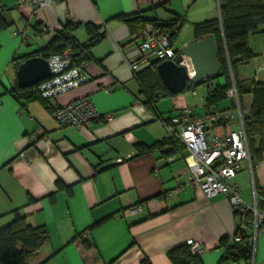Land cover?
<instances>
[{"label":"crops","instance_id":"0c3cea01","mask_svg":"<svg viewBox=\"0 0 264 264\" xmlns=\"http://www.w3.org/2000/svg\"><path fill=\"white\" fill-rule=\"evenodd\" d=\"M0 6V228L16 214L31 226L45 227L46 245L30 264H141L143 258L172 264L167 252L188 239L202 244L201 264L264 260V225L257 229L251 256L232 258L237 221L229 202L222 194L206 198L189 184L190 154L178 141L180 147L166 153V131L155 119L186 110L205 115L214 108L230 109L232 101L225 96L207 107L208 90L198 84L196 94L185 87L147 107L122 52L136 35L126 18L166 23L180 17L172 42L179 50L196 39V24L219 20V0H55L40 8L28 1L0 0ZM66 25L79 44L92 37L87 25L102 34L90 48L88 79L50 99L15 97L10 93L18 87L13 60L44 48ZM259 34L264 41V33ZM248 45L255 56L238 65L235 76L244 83L264 81V69L257 71L264 66V45ZM229 79L231 72L214 82L224 85ZM86 96L109 118L83 127L55 121V107ZM240 104L247 113L250 93L241 96ZM236 121L209 133L235 130ZM36 131L42 134L30 143L29 135ZM138 145L147 149L140 151ZM234 182L243 201L252 204L257 190L264 189V152L254 167L246 164L238 171ZM178 185L180 192L168 198L165 193ZM140 202L142 211L128 212Z\"/></svg>","mask_w":264,"mask_h":264},{"label":"built area","instance_id":"2783aa9c","mask_svg":"<svg viewBox=\"0 0 264 264\" xmlns=\"http://www.w3.org/2000/svg\"><path fill=\"white\" fill-rule=\"evenodd\" d=\"M28 1L32 7L40 8L50 6L55 0H18L22 5ZM4 10L0 6V11ZM21 40L26 36L18 33ZM125 60L134 74L148 67L153 60H174L177 64L186 67V88L196 94V87L202 84L208 93L214 92L215 82L212 77L203 78L199 83L192 77L194 69L189 57L180 50H175L170 41L169 34L164 32L154 22H145L141 30L122 47ZM50 69V76L35 84L36 92L44 99H50L64 93L88 79L86 67L89 60L77 61L71 46L64 48L60 53L50 54L46 57ZM264 69L259 66L258 70ZM225 96L232 101L230 109L214 108L205 115H196L186 110L181 114L170 116L167 119L155 117L164 126L166 138L164 142L175 140L180 142L190 154V160L186 162L189 172V184L193 188L201 190L206 198L218 194L225 196L237 221L240 233L234 235V241L242 240L246 229H250L249 239L246 244L251 245L255 239L257 229L264 225V212L257 208V198L252 204L243 201L239 195L234 178L246 164L252 166V155L248 145V138L244 128L243 112L238 98L234 81L225 90ZM139 104V101H135ZM55 121L60 126L83 127L92 120L109 118L94 106L90 97H81L66 104L55 107L53 111ZM233 118L237 119L239 127L235 130H227L223 134L209 133V129L215 126H226ZM41 131L29 135L30 143H34L41 136ZM182 189V185L169 190L165 195L170 198ZM144 203L132 205L129 213L142 211ZM251 214V219H248ZM86 231L84 234H87ZM189 251L194 255H200L203 251L201 243L186 240ZM259 264H264V260Z\"/></svg>","mask_w":264,"mask_h":264},{"label":"trees","instance_id":"16d2710c","mask_svg":"<svg viewBox=\"0 0 264 264\" xmlns=\"http://www.w3.org/2000/svg\"><path fill=\"white\" fill-rule=\"evenodd\" d=\"M125 21L133 34H137L145 22H154L169 34L171 42L182 23L180 17H174L166 23L142 19L140 16L126 18ZM263 25L264 0H219V20L206 21L194 26L196 39L211 36L218 47L217 58L220 62V70L212 78L231 72L239 101L243 94L251 95L250 108L243 114V120L252 155V167L261 160L264 152V81L252 79L246 83L241 82L235 76V69L255 56L248 45V35L264 33ZM3 27L4 24L0 20V29ZM69 29L67 25L63 27L56 37L39 51L15 58L13 61L16 70L18 65L28 57L41 55L46 58L50 54L60 53L68 46L72 47L77 61L90 60V48L101 39L102 34H98L96 27L87 25V30L92 37L86 43L79 44L74 42ZM175 50L178 49L175 48ZM159 62L161 60H153L148 67L135 74L140 91L145 96L144 104L147 107L153 105L156 99L173 94L167 90L157 72L156 66ZM230 85V79L224 85L215 84L214 92L208 93L207 107H213L221 101L225 97V90ZM24 92L27 94L25 95ZM10 93L17 98L22 95L27 98L32 96L42 98L36 92L35 85L29 88L15 87ZM138 147L140 151L147 149L141 145ZM179 147L175 140H170L164 146L166 153H173ZM58 186L62 187L59 182ZM257 208L264 212V189L257 190ZM248 219H251V214H248ZM238 233L240 231L236 228L234 235ZM247 237L249 235L244 234L241 241L230 247V252H238V248L247 242ZM47 239L48 234L44 226H31L26 223L23 216L16 214L14 220L0 228V264H30L46 245ZM167 256L172 264H201L199 255L192 254L186 243L169 250ZM231 256L234 258L233 254ZM141 264H151V262L143 258Z\"/></svg>","mask_w":264,"mask_h":264},{"label":"water","instance_id":"95a60500","mask_svg":"<svg viewBox=\"0 0 264 264\" xmlns=\"http://www.w3.org/2000/svg\"><path fill=\"white\" fill-rule=\"evenodd\" d=\"M180 52L189 57L194 69L192 80L200 82L203 78L216 75L220 70L218 61V47L211 36L195 39L180 47ZM157 72L171 93H178L185 89L187 84L186 67L177 64L174 60H163L156 66ZM50 76L47 59L37 55L26 58L16 70V84L19 88H29ZM165 151V150H164ZM239 252V253H238ZM238 252L230 254L248 259L252 249L245 243L238 248Z\"/></svg>","mask_w":264,"mask_h":264},{"label":"rangeland","instance_id":"374dc122","mask_svg":"<svg viewBox=\"0 0 264 264\" xmlns=\"http://www.w3.org/2000/svg\"><path fill=\"white\" fill-rule=\"evenodd\" d=\"M262 27L264 28V25ZM257 34H259V33H257ZM257 34H251L250 33L248 35V44H251L253 47H259V46L262 47L264 45L263 37H261L260 34L259 35H257ZM248 75H250L249 72H248ZM185 92L186 91H184V93Z\"/></svg>","mask_w":264,"mask_h":264}]
</instances>
